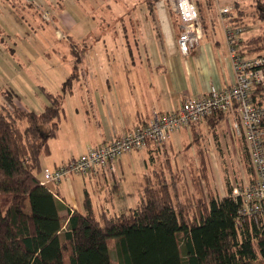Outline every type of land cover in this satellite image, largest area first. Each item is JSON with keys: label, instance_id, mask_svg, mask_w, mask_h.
Listing matches in <instances>:
<instances>
[{"label": "trees", "instance_id": "1", "mask_svg": "<svg viewBox=\"0 0 264 264\" xmlns=\"http://www.w3.org/2000/svg\"><path fill=\"white\" fill-rule=\"evenodd\" d=\"M146 1L152 6L159 0ZM256 1L264 21V0ZM236 9L228 22L242 24L239 2ZM240 51L263 52L264 33L241 41ZM72 53V73L61 93L46 92L49 104L42 112L20 106L9 90L0 105V264H113L110 238L116 239L119 264H264V218L240 216L242 200L231 187L222 198L211 193L195 199L182 194L176 180L146 185L136 208L113 216L97 214L86 192L81 211H70L68 220L61 215V201L42 182L41 159L50 153L63 100L80 77L86 52ZM227 115L214 114L207 122ZM171 233L180 244L178 262Z\"/></svg>", "mask_w": 264, "mask_h": 264}, {"label": "rangeland", "instance_id": "2", "mask_svg": "<svg viewBox=\"0 0 264 264\" xmlns=\"http://www.w3.org/2000/svg\"><path fill=\"white\" fill-rule=\"evenodd\" d=\"M115 1L117 0H0V105L5 102V91L9 90L14 93L15 102L20 106L42 112L49 104L46 92L61 93L63 82L73 71L75 57L72 49L81 54L87 52L90 47H93L92 50H98H89L83 67V85L91 94H96L95 85L102 79L107 80L110 74L108 60L113 59L111 51L120 50L119 54L123 56V47L124 50L132 47H136L135 50L143 49L141 47H144L147 37L145 34L144 37L140 35L144 31L142 23L135 22L130 26L122 23L109 24L115 18L113 10L117 13L119 11V0ZM202 1L206 4L211 2L217 9L226 5L235 6L239 2L244 13L242 24L246 27L245 38L264 33V21L259 18L263 15L258 10L259 3L256 0L200 2ZM236 13L237 11L234 12ZM136 16L134 15V18H137ZM125 26L128 32L133 34H128ZM154 28L157 31L158 23L150 19L146 25V33H149L148 37L152 39L150 30ZM107 31L110 36L104 35ZM115 33L120 35L112 41L111 37ZM98 36L106 41L98 42ZM158 39L159 43L157 38L153 41L166 50L167 57L173 61L186 62L187 56L179 51L170 53L163 34L158 33ZM106 46L110 48L108 51ZM139 57L140 60L145 59L143 56ZM154 66L155 64L153 68L156 71ZM92 70H96L98 80L91 78ZM82 90L84 89L76 82L73 92L65 96L57 135L61 128H66V122L69 121L67 118L76 114L79 99L87 95L86 88L85 94H81ZM26 123L23 126H26ZM233 125V117L227 115L221 121L213 119L207 123L181 128L179 133L172 136L173 146L168 142L167 146L159 148L158 153L150 154L146 165L142 157H134L140 149L123 155V172L118 171L120 181L115 187L118 191V196H115L117 202L126 200L130 193L133 199H142L146 185H167V182L169 184L174 182L173 180L181 186L182 194L186 195L188 192L195 199L204 195L207 197L211 193L218 197L224 192L227 195L229 187L243 188L251 183L254 172L246 143ZM116 162L119 169L118 159ZM138 188L141 194H138ZM105 197H99L101 202ZM132 206H136L133 200L121 205L125 209L123 212H128ZM190 210L191 206L185 212ZM113 240L116 241L110 238L109 244ZM169 241L173 258L178 262L180 244L174 233L170 234Z\"/></svg>", "mask_w": 264, "mask_h": 264}, {"label": "crops", "instance_id": "3", "mask_svg": "<svg viewBox=\"0 0 264 264\" xmlns=\"http://www.w3.org/2000/svg\"><path fill=\"white\" fill-rule=\"evenodd\" d=\"M118 2L120 3L119 11L117 13L113 10L115 18L109 24L122 23L130 26L135 22L142 23L144 31L140 35L147 36L145 40L143 39L145 45L141 43L144 47L138 50L132 46V49L129 48V50H124L123 47V56L119 54L120 50H112L113 59L108 60L110 74L107 80L102 79L95 85L96 94H91L83 85L84 59L93 47H90L91 49L89 48L84 54L80 66V77L76 82L81 89H84L81 94L85 92L86 88L87 95L79 99L76 114L67 118L69 121L66 122V128H61V124V131L50 140V153L44 155L45 157L42 156L43 169H54L81 156L89 148L107 144L113 137L147 123L155 112L166 114L176 111L187 96L206 94L213 84L220 88H226L234 83L235 72L229 56V45L225 32V24L229 23V18L223 16L220 9H217L211 2L208 4L205 1L200 2L199 29L201 37L199 46L192 52V55L187 57L184 55L186 62L183 63L180 60L173 61L167 57L166 50L153 41L154 38H157L159 43L158 33L163 34L170 53H173L174 50L182 53L178 45L181 20L173 2L159 0L152 6L146 0L137 2L119 0ZM140 6H142L141 9ZM134 15H137V18H134ZM150 19L156 20L158 23L157 31L156 28L150 30L153 39L148 37L149 33H146V25ZM125 30L128 34H133L128 32L126 26ZM104 35L110 36V32L107 31ZM119 35V33H115L111 40ZM134 35L139 36L136 33ZM102 38L99 41L96 39V41H106ZM105 49L108 51L110 48L106 46ZM92 51L98 52L96 49ZM139 56H143L145 59L140 60ZM154 64L156 71L153 68ZM90 73L91 78L98 80L99 75L96 70H92ZM203 122L207 123V120L198 124ZM182 129L171 134L168 141L171 146H173L172 136ZM158 150V147L150 143L146 148L140 149V152H137L134 157H142L146 165L149 155L158 153ZM122 159L123 156L118 159L120 164L118 171L120 170V172H123ZM116 184L119 182H113L108 174L101 173L95 178L81 175L72 176L59 184L49 183L48 186L61 201L63 207L60 213L68 220L70 211L83 209L86 192L91 195L97 214L105 211L109 216L119 215L124 213L125 209L121 205H124L126 201L133 200L136 204V206L129 207V210L136 208L141 203L142 199H133L132 193L126 200L118 203L115 198L118 196V191L115 189ZM137 192L141 194L139 188ZM101 195L106 196L102 202L99 199ZM224 196H226L225 192L222 195L219 194L220 198ZM109 245L113 264H119L115 248L116 241L113 240Z\"/></svg>", "mask_w": 264, "mask_h": 264}, {"label": "built area", "instance_id": "4", "mask_svg": "<svg viewBox=\"0 0 264 264\" xmlns=\"http://www.w3.org/2000/svg\"><path fill=\"white\" fill-rule=\"evenodd\" d=\"M170 1L181 20L179 49L188 56L199 46L200 11L196 0ZM236 10V5H226L220 8V13L229 18ZM245 31L243 24H225L229 56L235 72L231 86L220 88L213 84L206 94L187 96L176 111L155 112L147 123L113 137L107 144L89 148L81 156L54 169H45L42 182L59 184L74 175L92 178L103 171L117 182L116 161L123 155L146 148L150 143L163 148L174 131L191 127L214 114L227 113L234 119L235 130L245 140L254 172L253 181L243 188L234 187L232 194L241 197L240 216L264 218V51L257 54L240 51V43L246 39Z\"/></svg>", "mask_w": 264, "mask_h": 264}]
</instances>
